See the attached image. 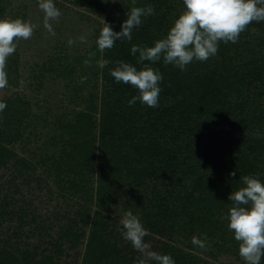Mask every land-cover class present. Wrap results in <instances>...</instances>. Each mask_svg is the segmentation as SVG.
<instances>
[{
  "label": "trees",
  "instance_id": "1",
  "mask_svg": "<svg viewBox=\"0 0 264 264\" xmlns=\"http://www.w3.org/2000/svg\"><path fill=\"white\" fill-rule=\"evenodd\" d=\"M72 2L87 10L94 7L103 10L106 5V0ZM147 5L154 7L155 14L144 18L142 25L133 30L130 42L118 40L112 49L103 53L99 52L95 42L87 53L74 58V66L63 61L64 57L52 56L48 64L41 67L43 78H61L66 86H71L65 94L70 103H76V107L70 109L66 106L65 111L56 113L46 97L38 98V89L49 84L44 81L43 85L39 76H36L39 80L35 87H31L30 81H24L22 89L13 91L10 88L8 92H0V101L7 105L0 112V164L14 154L12 142L18 136V128L26 134L29 131V137L34 136L33 130L50 118L42 127L53 133L62 131V137L65 136L67 145L72 147L64 152L68 157L71 151L76 153L67 161L72 163V158L80 161L78 166H70V169H76L73 171L76 178L58 185V192L61 197L65 194L79 196L74 215H82L79 219L68 218L70 222L66 228L56 238L46 240L48 248L39 251V258L35 257V249L30 250V245L20 242L17 231L13 232L17 238L14 241L0 238V264H57L61 255L66 253L64 240L70 241L71 246L79 240L82 242L87 224L91 229L83 239L80 264H135L136 257H131L125 247L123 250L115 244L118 223L99 214L90 221L91 204L108 206L109 200L113 201L119 195L124 196L125 208L138 215L143 226L155 228L154 218L158 213L159 217L162 215L158 222L172 223L168 236L171 242L163 241L160 247L161 254H170L175 264H212L208 257H199L200 248L191 243L194 235L200 238L206 235L211 251L228 249L222 245L233 236L227 228V220L222 219L232 203L228 201V195L241 186V176L257 175L264 182V68L260 61H256L245 71L235 69L232 61L227 62L225 57L237 53L241 44L244 50H264L261 38L264 29L259 30L260 23L253 22L241 33L237 43L220 42L216 56L204 62L193 61L187 71L165 65L162 61L152 64L163 76L158 107H148L139 101L129 106L128 101L138 95L137 89L116 82L109 69L115 67L117 60L140 69L138 54H131V45L152 46L154 41L163 38L170 26L161 30L160 21L172 19L171 10L176 7H179V15L184 6L182 0H114L105 21L113 31H119L131 7ZM4 10V5L0 4V18ZM102 27L103 23L98 32ZM253 28L258 34L252 32ZM89 52H96V58L91 67H86L84 60ZM99 59L111 63L100 69L96 65ZM11 66L10 62L6 64L7 76L23 81L25 71L17 70V75ZM35 73L36 70L30 75ZM81 77H87L86 81L81 83ZM51 82L53 85L54 80ZM50 91L48 88L46 94H51ZM118 161L120 164L125 161L126 167L122 172L127 184L121 186L119 177L114 182L109 177L110 164ZM201 164L209 167V178L204 177V171L198 170ZM154 172L159 175L148 183ZM233 172L235 176L231 175ZM228 175L233 176V185L218 188L212 182L215 176L223 180ZM175 184L180 185L176 191L172 190ZM168 203H172L174 211H169ZM80 205L84 207V213ZM168 216L171 219H165ZM214 220L216 222L212 224ZM41 230L40 224L33 228L36 235L35 244H31L33 247L39 246L46 237ZM73 230L81 232L75 234ZM72 231L74 235L69 234ZM148 237L151 236L145 238ZM261 264H264V258Z\"/></svg>",
  "mask_w": 264,
  "mask_h": 264
},
{
  "label": "rangeland",
  "instance_id": "2",
  "mask_svg": "<svg viewBox=\"0 0 264 264\" xmlns=\"http://www.w3.org/2000/svg\"><path fill=\"white\" fill-rule=\"evenodd\" d=\"M72 1L75 0H54L56 7L61 12L59 20L53 23L55 36H50L44 29V14L39 10L37 0H3L0 2V4H3L5 7L4 12L2 13V18H5L6 14L7 17L13 14V18L31 20L38 25L31 39L19 40L17 42V49L13 55L8 57L7 63H11V69L17 75V70L20 72L25 71L22 73L23 75L26 74V78L23 79V82L30 81L32 83L31 87H35L39 80L36 76H39V78L42 79L43 85L44 81L49 83L38 89L37 95L38 98L46 97L47 101L51 103L52 109L57 111L56 113L65 111L66 106H70V109L71 107L77 106L75 102L74 104L70 103L68 101L69 98L65 94L67 90L69 91L71 86H66L64 79H54L53 77L54 84L50 85L52 84V79L50 77H42L44 73L40 74L41 67L47 65L52 56L64 57L63 61L66 63L69 62L74 66L76 64L74 58L82 55L84 52L87 53V49L96 42L100 33V31L98 32V29H100L103 21H107L106 18L110 15V8L114 3V0H106V5H104L103 10L98 7L92 9L88 7L89 10H87L83 6L76 5ZM178 10L179 7L171 10L172 19H170V17L169 19L160 21L159 26L161 30L172 25L173 20L178 15ZM263 26L260 22L258 29L263 30ZM81 35H86L87 43H81L79 41L78 37ZM70 38L76 41L72 46H69L67 43ZM261 38L264 40V32L262 33ZM243 48L244 45L241 44V46L236 49L237 53L234 55H227L225 60L227 62L232 61L231 65L233 64L232 66L235 69H241L244 71L247 69L248 65L253 62L256 63V61H260L264 68V50L260 52L251 48L248 50H244ZM34 70H36V73L30 75ZM21 81L20 78L14 79L8 77L9 86L3 91L7 90L8 92L10 88H12L13 91L22 89L24 83L21 84ZM48 88L51 90V94L49 95L46 94ZM85 90L87 89H84V91ZM27 91L29 90L27 89ZM34 93L35 92L33 91L32 94ZM98 114L99 113L97 112V115ZM49 121L50 118L47 119V122H42V125ZM33 123L34 122L31 124L33 125ZM42 125L37 126V129L33 130L34 136L30 137L28 134L30 133L29 131H27L26 134L21 128H18L16 130L18 136L15 137L12 142L14 145V154L7 162L0 164V212H2L0 214V238L14 241L17 238L13 235V232L17 231V234H20L18 235L21 239L20 242H25V244H23L25 246L26 243L30 245V250L35 249L34 251L37 252L35 254L36 258L41 256V252L39 251L43 247L48 248L46 240L56 238V235L66 228L65 225L70 222L69 219L72 217H75L76 219L82 217V215H74V210L79 206V202L77 201L80 200V197L70 196L68 194L61 197L58 192V185H63L66 181H73L74 178H76L73 172L76 169H70V166L73 164L74 166H78L80 161H76L75 158H72V163L67 161L70 157H74L76 153L71 151L70 157H68L66 152H64V149L69 151L68 149H71L72 147L67 145V142L64 139L65 136L64 138L62 137V131L53 133L51 129L43 128ZM4 128L6 127L4 126ZM23 136H26V139H21ZM64 142H66V144H64ZM124 165L125 161L121 164L118 161L109 166V177H111L113 182L119 177L121 179L119 186L125 183L127 184V182H125V173L122 172L124 171L123 169L126 168ZM203 166L205 165L201 164V167L197 168L200 172H205V178H209L207 172V168L209 167ZM169 170L173 171L172 169ZM70 171H72V173L68 176ZM156 175H159V173L154 172L151 175L150 180H147V182H153ZM199 177H201V175H199ZM220 177H223L222 174ZM233 181L235 183L233 176L230 175L223 180L219 178V176H215L212 180L218 188H223L226 185H233ZM144 185L145 184H143V186ZM112 186L115 187L116 185L113 184ZM135 188L137 189L139 187ZM178 188H180V185L175 184V187H172V190L176 191ZM227 191L229 192L231 190L228 189ZM123 198V195L116 196V198H113V201L109 200L110 202H108V206L104 205L103 207H97L96 205L91 204L90 221L95 215L99 214L101 217H109L112 222L119 224V220L124 211L129 210L128 208H125ZM187 202L189 203L190 199L187 200ZM168 204L169 206L167 208L171 209L169 211H174V209H172V203ZM228 207L229 206L226 208ZM80 210L84 213L85 209L82 205H80ZM156 215L157 216L154 218L156 223L155 228L154 226H150V228L144 226L150 233L148 236H151L150 238H145V242L151 245L152 250L161 253V242H171V239L168 236L171 232L172 223L168 221L162 222L161 220L158 222L159 219L162 218V215L161 213L160 217L159 213ZM20 218L21 221H19ZM165 219L169 220L171 219V216L165 217ZM215 220L217 221V219ZM215 220L212 224L216 222ZM39 224L42 226L41 232L44 231L42 235H45L46 237L42 239L39 246L33 247L32 245L36 242V235L33 228ZM118 228L115 244L120 245L123 250V247H125L131 257L137 258L139 254L132 248L128 241L123 239ZM90 229L91 225L87 224L86 232L82 236V242L79 240L73 246H71L70 241L64 240L63 245L67 246V249H64L66 253L61 255L57 264H80L84 247L83 239L88 235ZM73 231L69 232V234L74 235L75 231ZM80 232V230H77L75 234ZM24 235H27V238H25ZM222 245H226L228 249H212V251L209 248L208 250L200 249L203 257L200 255L199 250H196V252L200 255L199 257L201 259H206L208 257V262L212 264H244L238 254V242L235 241L233 236ZM234 246L235 249L233 248Z\"/></svg>",
  "mask_w": 264,
  "mask_h": 264
},
{
  "label": "clouds",
  "instance_id": "3",
  "mask_svg": "<svg viewBox=\"0 0 264 264\" xmlns=\"http://www.w3.org/2000/svg\"><path fill=\"white\" fill-rule=\"evenodd\" d=\"M184 9L173 20L172 25L163 38L154 41L152 46L132 44L130 52L136 56L140 69L131 63L115 61V67L109 69L110 75L118 83L129 84L137 89L129 106L137 101L148 107H158L162 91L159 86L163 80L160 71L151 65L162 61L181 71L193 61L204 62L216 56L220 42L237 43L241 33L248 30L253 22H264V0H182ZM38 8L43 12V27L50 36H55L53 23L61 16L54 0H37ZM151 5L134 6L127 12L119 31L103 21L96 40L99 52L110 50L116 41H131L133 30L142 25L144 18L154 15ZM37 24L21 18H0V91L6 89L8 76L6 64L8 57L17 49L19 40L31 39ZM254 34H258L255 28ZM81 43H87L86 35L78 37ZM76 41L69 39V46ZM96 52H89L84 60L86 67H91ZM145 61L149 63H144ZM111 61L96 60V65L103 69ZM87 77H81V83ZM23 84V81H21ZM7 107L0 101V112ZM259 136V133L256 134ZM235 172L231 175L235 176ZM241 186L228 195L231 206L222 219L227 220V228L238 242V254L244 264H261L264 258V182L257 175L239 177ZM118 231L124 240L139 254L135 264H175L170 254H161L154 250L145 237L150 235L143 226L140 217L131 210L124 211L119 220ZM191 243L202 249L210 248L209 238L203 235L191 237Z\"/></svg>",
  "mask_w": 264,
  "mask_h": 264
}]
</instances>
